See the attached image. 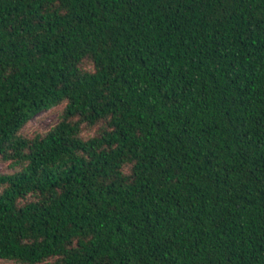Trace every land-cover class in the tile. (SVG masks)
<instances>
[{
    "label": "trees",
    "instance_id": "trees-1",
    "mask_svg": "<svg viewBox=\"0 0 264 264\" xmlns=\"http://www.w3.org/2000/svg\"><path fill=\"white\" fill-rule=\"evenodd\" d=\"M0 162L2 261L264 264V0H0Z\"/></svg>",
    "mask_w": 264,
    "mask_h": 264
},
{
    "label": "rangeland",
    "instance_id": "rangeland-1",
    "mask_svg": "<svg viewBox=\"0 0 264 264\" xmlns=\"http://www.w3.org/2000/svg\"><path fill=\"white\" fill-rule=\"evenodd\" d=\"M64 104L59 105L55 108H52L48 111L42 112L34 117V119L30 120L28 124L21 131L22 135L27 138L33 137L35 134H44L53 127L57 121L60 119V113L63 109ZM93 133V130H84L82 132L83 137H89ZM11 171V167L9 163L0 162V175L9 173ZM0 264H14L9 261L0 260Z\"/></svg>",
    "mask_w": 264,
    "mask_h": 264
}]
</instances>
